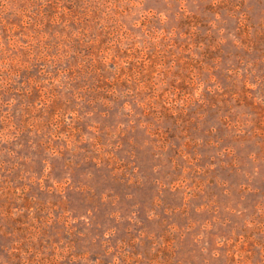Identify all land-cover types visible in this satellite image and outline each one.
Listing matches in <instances>:
<instances>
[{
    "label": "rangeland",
    "instance_id": "374dc122",
    "mask_svg": "<svg viewBox=\"0 0 264 264\" xmlns=\"http://www.w3.org/2000/svg\"><path fill=\"white\" fill-rule=\"evenodd\" d=\"M0 264H264V0H0Z\"/></svg>",
    "mask_w": 264,
    "mask_h": 264
}]
</instances>
